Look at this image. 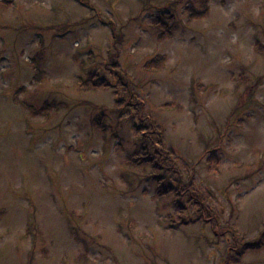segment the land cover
I'll return each instance as SVG.
<instances>
[{"label": "rangeland", "instance_id": "1", "mask_svg": "<svg viewBox=\"0 0 264 264\" xmlns=\"http://www.w3.org/2000/svg\"><path fill=\"white\" fill-rule=\"evenodd\" d=\"M157 18L170 31L160 40ZM258 44L264 0H0V264H221L230 240L254 241L264 231ZM113 70L218 232L178 225L148 168L125 164L139 131L133 111L115 107L125 94ZM94 72L104 86L79 89ZM98 115L104 131L92 127ZM239 264H264V249Z\"/></svg>", "mask_w": 264, "mask_h": 264}, {"label": "trees", "instance_id": "2", "mask_svg": "<svg viewBox=\"0 0 264 264\" xmlns=\"http://www.w3.org/2000/svg\"><path fill=\"white\" fill-rule=\"evenodd\" d=\"M153 26L158 30V40L168 36V33H170L168 27L165 26L161 19L158 20L157 18L154 20ZM255 50L264 55V47L262 45L258 44V47L255 46ZM41 56L39 52L35 54L31 59V64L38 66ZM162 62L163 56L156 55L152 57L148 69L157 70L162 65ZM111 75L115 77V83L117 82L115 86L112 87L115 93L117 89L122 87L124 88L122 92L125 94V97L121 96L118 99L116 97L115 107L119 111L123 110L124 107H127L125 109L126 112L133 111L136 122H133L132 128L139 131L137 134V149L131 155L125 157V164L131 167L134 166L135 168H142L143 170L148 168V177L155 182V188L153 190L154 197L157 198V200L166 197L170 199L171 207L177 212L175 221L178 225L193 224L201 221L205 224H212L215 231L218 232L217 229L219 228V224H216V220L212 216L210 208L207 206L205 207L197 197L195 193L196 190L193 189V183L189 182V180H192L190 178H187L186 181L183 179L181 173L175 167L172 151L168 148H164L161 139L162 135L157 131L156 125L149 117L143 115L141 108L143 103L135 99V95L130 89L128 81L124 80L122 75L115 70L112 71ZM104 82L105 80H103L97 72H94L88 74L86 78L79 81L77 85L79 89L86 90L104 86ZM105 86H107L106 83ZM54 107L55 105L53 103H46L39 109L49 110ZM101 117V115H98L91 121L92 127L98 131H104L100 123ZM160 184L168 185L169 189H167V191H160ZM195 205L197 206L195 207ZM191 208L194 209L191 210ZM2 213L3 211L0 210V215ZM71 235L77 239L78 233L73 230ZM227 240H229V238ZM230 242H232V240H230ZM236 242L237 241L234 240L231 245L228 243L229 247L226 250L225 258L221 264H239V257L245 255L247 252L255 253L263 250L264 231L250 243L237 245Z\"/></svg>", "mask_w": 264, "mask_h": 264}]
</instances>
